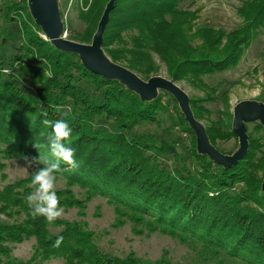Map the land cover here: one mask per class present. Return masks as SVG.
Segmentation results:
<instances>
[{
    "label": "trees",
    "instance_id": "16d2710c",
    "mask_svg": "<svg viewBox=\"0 0 264 264\" xmlns=\"http://www.w3.org/2000/svg\"><path fill=\"white\" fill-rule=\"evenodd\" d=\"M20 1L0 0V16L13 27L6 36L18 41L15 52L0 55V153L23 158L47 153L35 146L47 145L51 133L42 121L63 119L72 129L70 146L80 165L72 170L62 163L56 173L65 179L64 187H56L63 209L77 208L84 216L87 202L101 196L113 206L117 222H132L136 232L144 226L168 233L219 261L264 264V127L246 122L245 155L229 166L215 162L196 150L195 133L171 93L159 90L154 99L143 100L118 80L90 71L78 54L43 38L26 0ZM186 1L114 0L102 48L143 79L158 73L157 57L173 81L203 92L189 98L193 115L226 153L218 141L237 139L231 115L212 119L208 103L219 98L227 104L228 91L207 80L239 64L264 27V0L243 1L237 9L242 23L227 32L211 25L193 29L197 15L183 6ZM107 2L81 0L77 15L84 27H69L67 38L90 43ZM4 167L0 161V171ZM32 172L5 183L0 173V264L59 257L64 264H149L133 252L104 251L83 219H33L25 199L35 190ZM29 238L35 239L33 254L20 261L10 244Z\"/></svg>",
    "mask_w": 264,
    "mask_h": 264
},
{
    "label": "rangeland",
    "instance_id": "374dc122",
    "mask_svg": "<svg viewBox=\"0 0 264 264\" xmlns=\"http://www.w3.org/2000/svg\"><path fill=\"white\" fill-rule=\"evenodd\" d=\"M243 1L245 0H189L184 2L183 6L196 12L197 16L193 20V29L202 25H211L227 32L242 23V18L238 14L237 9L242 5ZM20 3L22 2L20 1ZM58 4L60 10L62 9L63 11L62 21L64 27H66L64 36L67 38L69 35V27L77 30H81L84 27L83 21L77 15L81 0H58ZM13 13L16 15L15 12ZM17 13L22 16L25 15L21 9H18ZM10 31H13L12 24L4 21L2 16H0V55H9L17 49L18 41L6 36ZM155 59L160 69L157 74L152 76L171 79L167 73L165 64L160 62L157 57ZM207 81L213 86L220 83L222 89H227V104L218 98L214 102L208 103V107L212 110V119H217L218 116L226 118V115H222V113L229 112L231 115L230 129L232 131L234 111L240 102L245 100L264 102V27L257 30L255 37L252 39L249 47L245 50L239 64L235 68L216 73ZM175 83L185 91L189 98L193 96H204L203 92L193 88L185 81ZM200 122L205 127L204 121ZM249 127V130H251V125ZM181 135L185 138V145H188L189 141L186 134L182 133ZM218 144L226 154L229 151L233 153L239 145L238 137L237 139L229 138L227 140H219ZM0 161L5 164V167L0 171V173L3 172L6 175L2 183L25 177L33 169V166L27 167L23 157H4V154L0 153ZM263 178L264 175L262 180ZM64 186L65 179L62 176H57L56 187ZM74 190L78 191V188L74 187ZM63 210V215L60 218L69 220L83 219L86 221L88 228L96 235L98 246L104 251L119 256L133 252L149 264H155L156 261H163L164 259L168 264H236L231 261L213 259L201 252L200 245L194 246L191 243L182 242L178 237L168 233H163L158 230H148L144 226H138L137 228L141 232H136L133 223L128 220H124V223L119 224L113 206L101 196L94 197L87 202L84 216H79L77 208ZM34 244V238L26 239L21 243H12L10 244L12 254L18 260L26 261L33 254ZM35 264H64V260L60 257L51 258L36 262Z\"/></svg>",
    "mask_w": 264,
    "mask_h": 264
},
{
    "label": "water",
    "instance_id": "95a60500",
    "mask_svg": "<svg viewBox=\"0 0 264 264\" xmlns=\"http://www.w3.org/2000/svg\"><path fill=\"white\" fill-rule=\"evenodd\" d=\"M113 3L114 0H108L91 42L84 43L64 36V24L58 0H27L32 18L43 32L42 37L50 41L57 49L78 54L83 65L90 71L118 80L136 92L143 100L154 99L159 90L168 91L177 100L182 113L194 131L199 153L208 155L223 166H229L242 158L248 148L246 122L255 121L264 127V102L245 100L236 106L232 119V131L238 137L239 145L231 154L222 153L211 144L205 127L193 116L188 95L172 79L151 76L144 80L129 68L112 61L104 52L103 32ZM261 187L264 192V178Z\"/></svg>",
    "mask_w": 264,
    "mask_h": 264
},
{
    "label": "clouds",
    "instance_id": "9594fccd",
    "mask_svg": "<svg viewBox=\"0 0 264 264\" xmlns=\"http://www.w3.org/2000/svg\"><path fill=\"white\" fill-rule=\"evenodd\" d=\"M43 125L51 128V133L47 138V145H35L37 149L46 147L47 153L39 151L38 157H24L27 167L36 165L32 172L31 184L34 191L28 194L25 199L31 209L33 219L44 217L48 223L54 222L63 215V208L60 206V197L57 195L56 173L61 171V164L67 165L70 169L76 170L79 164L76 161L75 150L70 146L72 143V129L63 120L44 119ZM42 165V167H40ZM63 237L57 238L55 246H59Z\"/></svg>",
    "mask_w": 264,
    "mask_h": 264
}]
</instances>
